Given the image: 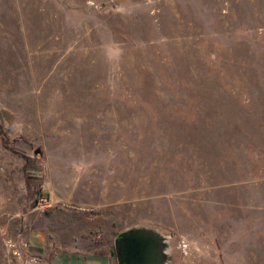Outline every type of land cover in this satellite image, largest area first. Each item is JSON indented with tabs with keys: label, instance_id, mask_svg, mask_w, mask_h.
<instances>
[{
	"label": "rangeland",
	"instance_id": "1",
	"mask_svg": "<svg viewBox=\"0 0 264 264\" xmlns=\"http://www.w3.org/2000/svg\"><path fill=\"white\" fill-rule=\"evenodd\" d=\"M141 226L264 264V0H0V264Z\"/></svg>",
	"mask_w": 264,
	"mask_h": 264
},
{
	"label": "water",
	"instance_id": "2",
	"mask_svg": "<svg viewBox=\"0 0 264 264\" xmlns=\"http://www.w3.org/2000/svg\"><path fill=\"white\" fill-rule=\"evenodd\" d=\"M116 264H167L166 238L150 227H131L114 239Z\"/></svg>",
	"mask_w": 264,
	"mask_h": 264
},
{
	"label": "crops",
	"instance_id": "3",
	"mask_svg": "<svg viewBox=\"0 0 264 264\" xmlns=\"http://www.w3.org/2000/svg\"><path fill=\"white\" fill-rule=\"evenodd\" d=\"M49 234L48 232L40 237L41 242L43 241L42 246H44L43 244L47 239V246L51 245L62 249V252L59 251L62 253L59 264H111L110 260L105 256H90L86 254V249L76 248L80 244L79 236L62 239L56 233H51V236Z\"/></svg>",
	"mask_w": 264,
	"mask_h": 264
},
{
	"label": "trees",
	"instance_id": "4",
	"mask_svg": "<svg viewBox=\"0 0 264 264\" xmlns=\"http://www.w3.org/2000/svg\"><path fill=\"white\" fill-rule=\"evenodd\" d=\"M112 253H114L113 248H111V250H110V257H111L112 259L116 260V259H115V256H114V255H111Z\"/></svg>",
	"mask_w": 264,
	"mask_h": 264
}]
</instances>
